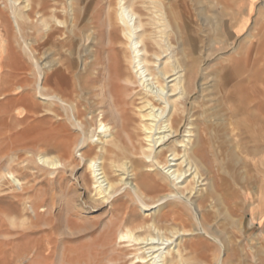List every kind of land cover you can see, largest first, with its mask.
I'll list each match as a JSON object with an SVG mask.
<instances>
[{"label":"rangeland","instance_id":"1","mask_svg":"<svg viewBox=\"0 0 264 264\" xmlns=\"http://www.w3.org/2000/svg\"><path fill=\"white\" fill-rule=\"evenodd\" d=\"M103 1L65 0L69 12L60 14L64 22L61 29L66 32L64 39L74 37L79 23L83 33L78 34L79 38H69L72 56L67 51L71 50L69 46L41 48V55L36 54L41 68L54 65L60 58L57 50H61L64 57L74 60V80L94 75L91 53L101 41L95 35V22L105 30L103 18L97 21L94 18L97 5ZM156 1L162 11L160 18L169 23L164 37L172 43L170 57L185 65L181 69L182 77L190 69L195 74L193 87L196 88L189 100L188 116L194 114L195 106L203 104L199 113L211 125L212 144L228 153L234 151L232 132L237 127L236 167L224 168L219 173L228 179L235 177L236 184L224 196L218 192L216 200L206 204L204 213L208 221L202 231L189 227L193 233L185 237L186 244L206 241L209 250L204 252L209 258L220 257V264H264V61H260V50H247L252 43L264 41V0ZM11 13L10 1L0 0V264H134L139 247L120 243L118 234L113 236L110 232V220L121 215L120 208L125 204L135 210L138 224L161 214L167 205L156 213L155 210L142 212L137 207L139 204L132 203L124 191L119 193L120 200L113 209L110 201L98 200L91 171L82 156L86 145H81L85 136L91 137L98 131L99 125L95 116L100 112L91 107L96 86L90 81L84 82L78 94L85 105L82 108L85 126L79 131L71 130L72 164L62 160L65 166L57 170L44 164V155L61 157L55 135L50 131L57 119L46 112L44 98L35 96L40 79L38 70L18 44V25ZM114 14L113 9V17ZM81 16L83 22L79 20ZM116 29L121 34L120 27ZM26 32L29 45L45 38L41 27L36 38L31 30ZM223 82L234 96L229 103L236 110L233 126L228 121L232 112L221 106ZM60 111L65 114L62 107ZM58 120L67 122L65 117ZM185 129L186 126L180 137ZM191 140L190 146L195 137ZM225 161L224 164L230 160ZM203 184L206 186H198V193L191 198L200 220L203 210L198 209L196 202L207 193L206 189L212 188L209 179ZM187 215L193 217L192 212L188 211ZM169 227L175 229L176 225L170 223ZM112 257L117 260L109 263Z\"/></svg>","mask_w":264,"mask_h":264},{"label":"bare ground","instance_id":"2","mask_svg":"<svg viewBox=\"0 0 264 264\" xmlns=\"http://www.w3.org/2000/svg\"><path fill=\"white\" fill-rule=\"evenodd\" d=\"M9 1L11 14L18 25V44L38 70L36 74L40 79L35 96L44 98L46 112L57 119L56 123L51 124L50 131L55 135V143L60 148L61 157L44 155V164L54 170L65 166L63 161L72 164L69 151L71 130L79 131L85 126V113L82 110L85 105L78 94L84 82H92L96 87L92 91L91 107H96L95 112H100L95 116L99 123L98 131L91 137L85 136L81 145H86L82 148V156L87 160L98 200L104 203L110 201L113 209L120 200L119 193L124 191L132 203L139 204L136 206L141 208L142 212L155 210L156 213L157 209L167 205L164 212L156 214L155 217L151 215L150 220L144 219L143 223L139 224L136 223L139 220L136 221L135 210L126 204L123 205L120 208L121 215L110 220L111 234H118L120 243L139 247L133 259L134 264H220V257L213 259L207 255L209 245L205 240L191 243L189 246L185 237L189 238V234L193 233L189 227H196V231L204 229V223L208 221V215L204 213L206 204L216 200L218 192L224 196V193L232 190L236 184L235 177L228 179L219 173L224 168L236 167L237 127L232 132L235 134L232 140L234 151L228 153L212 144L211 125L201 119L204 114L199 113L204 107L203 104L195 106L192 109L194 114L188 116L189 100L196 88L193 87L195 74L190 72V69L188 74L182 77L181 72L185 65L170 57L172 43L168 37H164L169 23L160 18L162 11L158 8L157 1L104 0L97 5L94 19L97 21L103 18L101 21L105 30L99 27L98 21L95 22V35L101 41L97 50L91 53L92 62L95 64L94 75H88L83 77L84 80L78 81L74 80V60L68 56L64 57L61 50H57L56 54L60 58L56 63L44 69L39 66V57L36 56L41 55V48L50 45L70 47L71 39L83 33V27L79 23L75 26L74 37H69L70 40L64 39L66 32L61 29L64 22L61 21L60 14L63 11L69 12L67 2ZM79 20L84 21L82 16ZM40 27L45 33V38L29 45L25 31L31 30L36 38ZM116 27H120L121 34H118ZM70 48L71 50L67 51H70L71 55L72 46ZM247 50H260V61H264V41L252 43ZM85 57H88V54ZM118 83L123 85L119 86ZM227 87L228 84L223 82L221 106L232 112L228 121L233 126L236 123V110L229 103L234 96ZM13 90L14 88L11 89ZM61 107L65 110L64 115L61 113L63 110L60 111ZM63 117L69 124L61 120L59 122L58 119ZM108 118L110 120H107ZM47 119L51 121V117ZM185 126L184 135L180 137ZM192 137H195V140L190 146ZM94 138L97 139L94 141ZM171 140L174 141L168 145ZM94 143L98 146L95 147ZM226 158L230 161L224 164ZM207 179L212 182V188L206 189L207 193L204 192L205 195L200 196L196 202L198 209L203 210L200 220L191 198L198 193V186H206L203 183ZM171 203L173 206L169 207ZM188 211L192 212L193 217H188ZM162 223L174 224L176 228L171 230V225H160ZM198 236L200 238L202 234ZM116 260V257H112L108 262L114 263Z\"/></svg>","mask_w":264,"mask_h":264}]
</instances>
